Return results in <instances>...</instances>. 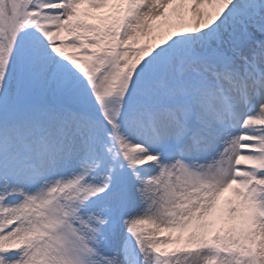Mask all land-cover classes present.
I'll return each instance as SVG.
<instances>
[{"label": "snow or ice", "instance_id": "6c2138e0", "mask_svg": "<svg viewBox=\"0 0 264 264\" xmlns=\"http://www.w3.org/2000/svg\"><path fill=\"white\" fill-rule=\"evenodd\" d=\"M0 264H264V0H0Z\"/></svg>", "mask_w": 264, "mask_h": 264}]
</instances>
